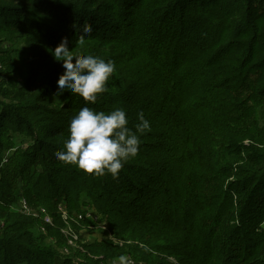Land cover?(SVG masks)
Masks as SVG:
<instances>
[{"label": "trees", "instance_id": "1", "mask_svg": "<svg viewBox=\"0 0 264 264\" xmlns=\"http://www.w3.org/2000/svg\"><path fill=\"white\" fill-rule=\"evenodd\" d=\"M62 38L75 55L114 61L95 104L58 92L51 50ZM85 106L123 108L133 130L139 112L150 121L115 177L55 158ZM15 133L30 144L9 154ZM20 198L52 223L24 215ZM60 202L130 242L68 246ZM99 254L264 264V0H0V264H100Z\"/></svg>", "mask_w": 264, "mask_h": 264}, {"label": "clouds", "instance_id": "2", "mask_svg": "<svg viewBox=\"0 0 264 264\" xmlns=\"http://www.w3.org/2000/svg\"><path fill=\"white\" fill-rule=\"evenodd\" d=\"M92 30L91 26H85L77 45L83 48L85 37ZM68 43L66 38H62L51 50L54 59L62 61L64 70L57 80L58 92L67 90L95 104L98 94L107 90L106 83L116 70L115 63L94 55H75L69 50ZM137 119L139 122L133 130L128 127L129 121L123 108L105 113L82 107L71 119L68 138L55 158L73 164L88 174L103 175L107 171L115 177L123 163L138 154L140 136L151 130L150 121L145 119L143 112L137 114ZM113 264H129V258L120 255Z\"/></svg>", "mask_w": 264, "mask_h": 264}, {"label": "rangeland", "instance_id": "3", "mask_svg": "<svg viewBox=\"0 0 264 264\" xmlns=\"http://www.w3.org/2000/svg\"><path fill=\"white\" fill-rule=\"evenodd\" d=\"M249 143L250 142L247 139L243 141L244 145H248ZM11 144L13 145V147L10 148V150L8 151L9 154H11L12 151H14L15 149L23 148L24 146L30 144V142L25 140V136L20 135L19 133H15V134H13V140H12ZM258 146H260V145H258ZM6 160H7V156H5L3 158V161H6ZM38 208H40V207H37L36 209L31 208V210L38 211L37 210ZM42 208H44V207H42ZM55 210L57 211V213L59 215V220L62 221V225L60 226V231L67 238L68 246H72V247L74 246L73 248L82 249L80 244H78L79 240H81V243H87L88 244L90 242H94V241H98L99 239H102L104 241H109V242L112 241L113 244L117 245V246H121V245H124L125 243L130 242V241H124L121 238L115 237L113 235L110 227L108 226L107 222L105 221V219H103L104 217L100 216L99 214H97L95 212H93L96 214V215L93 214L94 217H86V219L83 218L84 220L81 221V218L78 219V216H77L79 214H77L75 216H69L68 210L65 207L64 202H60L56 206ZM91 210L92 209H90V211ZM46 212L50 216V218L52 219V215L50 213H48L47 210H46ZM22 213L24 215L31 216L30 214H27L24 212H22ZM64 214H66L69 218H71L73 220L72 221H69L67 219L65 220L63 218V217H65ZM41 217H42L41 222H45L43 215ZM68 228H69V231L67 230ZM69 232L71 233V235L68 234ZM74 238H76V239H74ZM69 241H72L73 245H70ZM63 248L64 247H62V249ZM62 249H61L62 252L68 250V248H66V249L64 248L63 250ZM69 252H70V250H69ZM69 252L67 251V253H65V254H68ZM124 255H126L129 258V264H131L132 259L130 258V255L129 254H124ZM94 259L100 260V264H113V261L116 260V259H107L108 261L106 262L105 260H103L104 258L102 257V254L94 256ZM168 259L174 261L173 258H171V257H169Z\"/></svg>", "mask_w": 264, "mask_h": 264}, {"label": "built area", "instance_id": "4", "mask_svg": "<svg viewBox=\"0 0 264 264\" xmlns=\"http://www.w3.org/2000/svg\"><path fill=\"white\" fill-rule=\"evenodd\" d=\"M17 209H19L21 212H24V213H27V214H30L31 216H37V215H43L44 217V221L46 223H49L51 224L52 223V219L50 218V216L47 214L46 210L42 207L38 208L37 210L38 211H34V210H31V207L28 205V203L26 202L25 199L23 198H20L18 201H17ZM41 215V216H42ZM65 217H63L65 220H69V221H72L73 219L69 218L66 214H64ZM78 216V219H83V218H86V217H94L93 216V213H91L90 211H87L83 214H79L77 215ZM69 231V228L67 229ZM69 235H71V233L69 232L68 233ZM76 239V238H74ZM70 245H73V242L72 241H69Z\"/></svg>", "mask_w": 264, "mask_h": 264}]
</instances>
